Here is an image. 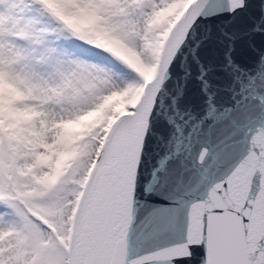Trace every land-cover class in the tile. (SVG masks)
I'll list each match as a JSON object with an SVG mask.
<instances>
[{"label":"water","instance_id":"95a60500","mask_svg":"<svg viewBox=\"0 0 264 264\" xmlns=\"http://www.w3.org/2000/svg\"><path fill=\"white\" fill-rule=\"evenodd\" d=\"M65 264H264V0H190L111 122Z\"/></svg>","mask_w":264,"mask_h":264},{"label":"rangeland","instance_id":"374dc122","mask_svg":"<svg viewBox=\"0 0 264 264\" xmlns=\"http://www.w3.org/2000/svg\"><path fill=\"white\" fill-rule=\"evenodd\" d=\"M180 2L0 0V264H65L80 188L139 93L131 69L152 70Z\"/></svg>","mask_w":264,"mask_h":264},{"label":"bare ground","instance_id":"6f19581e","mask_svg":"<svg viewBox=\"0 0 264 264\" xmlns=\"http://www.w3.org/2000/svg\"><path fill=\"white\" fill-rule=\"evenodd\" d=\"M77 22H78V23H83V22H84V19H83V18H82V19H79V20H77ZM155 61H156V59H155ZM155 61H154V63H155ZM151 71H152V70H150V71L145 70L144 73H146V72H151ZM133 79H135V78L132 77V80H133ZM140 85H141V84H140ZM113 120H114V119H113ZM113 120H112V121H113ZM110 125H111V123L108 124V128L110 127ZM108 128H107V130H108ZM107 130H106V131H107ZM106 131H105V133H104V136H103V138H102V141H103V139H104V137H105ZM102 141H101V143H102ZM101 143H100V145H101ZM100 145H99V146H100ZM98 148H99V147H98Z\"/></svg>","mask_w":264,"mask_h":264}]
</instances>
